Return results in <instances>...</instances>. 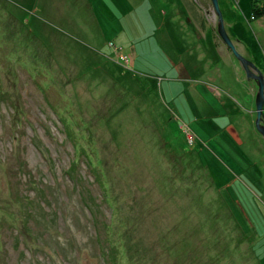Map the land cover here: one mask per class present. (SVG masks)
Returning a JSON list of instances; mask_svg holds the SVG:
<instances>
[{
	"label": "rangeland",
	"instance_id": "374dc122",
	"mask_svg": "<svg viewBox=\"0 0 264 264\" xmlns=\"http://www.w3.org/2000/svg\"><path fill=\"white\" fill-rule=\"evenodd\" d=\"M218 4L264 76V0ZM249 93L209 0H0V264H264Z\"/></svg>",
	"mask_w": 264,
	"mask_h": 264
},
{
	"label": "water",
	"instance_id": "95a60500",
	"mask_svg": "<svg viewBox=\"0 0 264 264\" xmlns=\"http://www.w3.org/2000/svg\"><path fill=\"white\" fill-rule=\"evenodd\" d=\"M211 10L215 18V31L219 39L228 47L233 56L237 59L242 68L247 81H253V108H254V127L256 131L264 139V119H263V103H264V76L256 65L247 57L242 55L234 46L231 38L225 30L222 12L220 10L218 0H209Z\"/></svg>",
	"mask_w": 264,
	"mask_h": 264
},
{
	"label": "crops",
	"instance_id": "0c3cea01",
	"mask_svg": "<svg viewBox=\"0 0 264 264\" xmlns=\"http://www.w3.org/2000/svg\"><path fill=\"white\" fill-rule=\"evenodd\" d=\"M226 29V28H225ZM205 31V33H206V36H203V33L202 32H200V33H197V36H198V38L199 37H204L205 39H207V41H208V39H210L209 41H208V45L210 46V47H213V46H216L215 44H214V42H213V38H212V31L210 30V28L206 31V30H204ZM226 32H227V30H226ZM228 33V32H227ZM229 35V34H228ZM229 37L231 38V36L229 35ZM231 40H232V38H231ZM233 41V40H232ZM236 41V40H235ZM212 42H213V45H212ZM239 42V41H238ZM234 43V42H233ZM214 48V47H213ZM121 53L122 54H124V52H122L121 51ZM249 96L250 97H248L247 98V102H248V105H249V109L248 110H250L251 111V109H252V107H253V97L251 98V94L249 93ZM250 102V103H249ZM235 128H237V127H235ZM238 129V128H237ZM239 131H240V129H238ZM237 137V140H238V142L237 143H241V141H242V138L239 136V135H237L236 136ZM259 181V180H258Z\"/></svg>",
	"mask_w": 264,
	"mask_h": 264
},
{
	"label": "trees",
	"instance_id": "16d2710c",
	"mask_svg": "<svg viewBox=\"0 0 264 264\" xmlns=\"http://www.w3.org/2000/svg\"><path fill=\"white\" fill-rule=\"evenodd\" d=\"M261 10H262V8H259L257 5H253L252 7H251V11H252V17L254 16V14H260V12H261ZM263 107H264V103H263ZM263 119H264V114H263ZM210 185H211V183H209ZM216 189V188H215ZM218 190V189H217ZM219 192V191H218ZM16 198H19V197H16ZM218 196H216L215 197V199H212V202L214 203V204H216V206H217V204H219V200H218ZM217 201V202H216ZM222 204V203H221ZM218 209V208H217ZM215 214H216V211L214 212V214L212 215V216H215Z\"/></svg>",
	"mask_w": 264,
	"mask_h": 264
},
{
	"label": "built area",
	"instance_id": "2783aa9c",
	"mask_svg": "<svg viewBox=\"0 0 264 264\" xmlns=\"http://www.w3.org/2000/svg\"><path fill=\"white\" fill-rule=\"evenodd\" d=\"M119 55L122 56V55L120 54V52H119Z\"/></svg>",
	"mask_w": 264,
	"mask_h": 264
}]
</instances>
